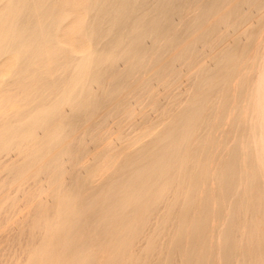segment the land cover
<instances>
[{
    "label": "bare ground",
    "instance_id": "obj_1",
    "mask_svg": "<svg viewBox=\"0 0 264 264\" xmlns=\"http://www.w3.org/2000/svg\"><path fill=\"white\" fill-rule=\"evenodd\" d=\"M10 3L12 8L4 14L9 19L0 25V59L14 53L17 67L0 88V229L4 233L0 264H264V219L259 239L255 228L258 214L264 212L259 200L264 180L261 191L257 177L262 169L256 165L264 162V149L256 153L254 146V157L251 150L246 148L249 155H241L234 146L230 160L220 163L218 159V170L214 166L217 191L209 185L214 190L205 188L202 201L197 200L210 172L205 157L213 146L208 137L216 123L213 114H224L230 102L234 105V96L238 109L251 73L241 69L242 50L235 54L224 45L223 36L217 43H209L208 38L223 29H233L231 35L237 36L253 17L261 25L264 0H90L85 34L94 48L80 57L65 56L69 50L57 41L60 26L68 19L66 0ZM146 40L151 41L147 48ZM199 44L213 48L216 70L201 64ZM121 60L127 62L123 71L119 70ZM177 63L188 72L184 91L179 90ZM154 85L167 89L162 104ZM262 86L264 70L257 76V93ZM131 95L143 116L148 107L155 108L162 119L157 131L140 147L130 144L116 162H107L105 175L92 177L99 186L85 190L87 180L77 177L72 179L73 186L63 185L60 178L66 162L73 171L83 169L87 142L95 154L104 152L111 132L104 127L110 117L121 116L117 124L122 126L135 114L134 105L124 103ZM263 96L254 97L262 115ZM11 103L17 109L6 113ZM242 112L235 118L238 125ZM196 137L199 144L192 149ZM241 156L249 162V168L242 162L247 168L246 188L242 185L243 191H235ZM234 191V215L224 231L217 229L220 234L223 231L222 247L217 249L209 226V205L218 204L216 209L212 205L218 217L222 211L218 198ZM169 209L171 215L161 214ZM240 224L243 233L238 232ZM135 247L144 250L132 254Z\"/></svg>",
    "mask_w": 264,
    "mask_h": 264
},
{
    "label": "rangeland",
    "instance_id": "obj_2",
    "mask_svg": "<svg viewBox=\"0 0 264 264\" xmlns=\"http://www.w3.org/2000/svg\"><path fill=\"white\" fill-rule=\"evenodd\" d=\"M66 2H67V6H66V9H65V12L68 15V19L65 20L62 23V25L60 26L59 33H58V36H57V41L59 42V44H60V46L62 48L69 50V53L66 54L65 56H78V57H80V56H83V55H87V54L91 53L92 52L91 50H93V48H94L92 41L85 34V26L88 23L89 18H90V13L88 12V6H89L90 0H66ZM11 8H12V6H11V3H10V0H1L0 1V18L3 16L2 17V20L0 19V21H1V23H0L1 27H2L3 22L6 21V23H7V20L9 18L8 17L5 18L4 17V14H6V12L9 11V9H11ZM193 13L195 15H197L199 13V10L196 9V10H194ZM175 23H177V22H175ZM263 26H264V22L261 25H258L257 18L253 17L250 22H248L245 26H243L240 29L241 32L239 31V34L237 36L231 35V33L233 32V29H228V30L227 29H223L219 33H213V34H211L209 36V38H208L209 39L208 40L209 43H217V41L219 40V37H222L223 36V38H224L223 41L225 40L224 41V45L227 48H229V49H232L233 48L232 50L235 51V54H238V55H240V54L243 53V58H244L243 61L244 62L242 64V68L241 69H242V71L245 70V71H243V73L245 72L246 75L248 74V72L249 73L251 72L250 74L254 78L250 74L248 75L249 77L247 76L248 77V84H250V86L247 85L248 86L246 88L247 90L245 89L246 94L244 95V97H242V98L239 99V101H241V99H242V101L238 103V106H239L238 109L235 108V105H236L235 102L238 101V98H236L234 96L235 99H232L231 100L232 102H234V105H233V103L230 102V104L228 105V107H227V109H226V111H225L224 114H221L220 116H218L219 113H216V112H215V114H213V119L212 120H213V122H216V123H213L214 124L213 127L208 132V137L211 138L212 143H213V146H212L210 152L207 154V157H205V162H206L207 167H208L207 173L209 171L210 172L208 173V181H207L206 186L202 187V189L200 188L199 191H198V193H197L198 194L197 195V200H201L202 201V199H203V193H202V191H205L204 190L205 188H207L208 190H214L215 189V192L217 191L216 190L217 189V185H216L217 184V181L214 180L215 179L214 176L216 175L217 170H218L217 169V167H218L217 165L219 164L218 161L220 160L219 161L220 163L222 162V160H223L222 163L229 161L230 160V157H231L230 150L234 146H237V149H238L239 153H241V155L245 154L246 156H248L249 155V152H251V154L254 157L257 156L256 153L259 150L260 151L258 153L262 152V149H264V140H263L264 138L261 139L262 137H259L262 134H263L262 136L264 137V133H262V132H264V130H263L264 128H262L263 125H264V112H263V115L261 113H259V105L256 102V98H254L255 96L257 97L258 94L260 96L261 95L262 96L264 95V87L263 86H262L263 89H261L258 93H257L256 87H255L256 86L257 76L261 72H263V70H264V68H263L264 67V57H263L264 55L262 56V54H264V53H262L264 51V49H263V47H264V42H263V40H264V27ZM260 35H261V37H260ZM67 36H69V37H67ZM253 36H254V38H252ZM257 38H258V40H257ZM73 39H75V40H73ZM253 39L255 41L257 40L258 42L257 41L256 42H253ZM76 40H78V41H76ZM250 41H252V43H251L252 45L251 46L249 44ZM262 43H263V47H262ZM150 44H151V41L150 40H148V41L146 40L145 43H144V45H146V48L149 47ZM253 44L255 46H253ZM248 45H249V48L247 47ZM197 50H198L199 53H203L202 57L200 58L201 64H203L204 66H206L211 71L216 70L217 65L215 64V62L213 60V57H212L213 48L212 47H208L207 48L206 45L199 44ZM240 51H241V53H240ZM247 53H248V55H247ZM249 53H250L251 56L249 55ZM260 53H262V54H260ZM245 57H247V59ZM249 58H250V60H249ZM61 60L63 61V59H61ZM248 61L250 62V64L248 63ZM252 61L253 62L255 61L254 62L255 64ZM119 63H120L119 70L120 71L125 70L126 65H127V62L125 60H121ZM245 63H247L248 66H245ZM251 63H253V65L254 66L256 65V66L255 67L252 66ZM149 66H150V64L147 65L146 69H148ZM251 66L253 67L254 70L252 69ZM16 67H17V55L16 54L9 53V54L5 55L3 58L0 59V88L1 89L3 87V82L10 77V72L12 70L16 69ZM243 68H245V69H243ZM249 69H251V71ZM259 69H260V71H259ZM175 70L180 73L179 90L180 91H184L187 88V85L189 83V81H188V72H187V70H183V68L178 63L175 65ZM252 70L254 72H252ZM255 71H257V72H255ZM135 77H138V74H136ZM237 79L238 78L235 79L236 81H234L233 87H235L237 85V83H236L237 82ZM251 79L253 80V82H252ZM249 80H251L252 83H250ZM252 84H253V86H251ZM253 87L255 88V91L254 92H256V93H254L253 91L250 92L251 89H253ZM98 88H99V86H96L95 87V89H98ZM164 89H165L164 87L157 86V85H154V87H153V91L154 92H157L158 97L161 100V104L164 103V101H165V96H166L165 93H166V90L167 89H165V90ZM233 92H232V95H233ZM247 92L249 94H247ZM252 94H254L255 96L253 97ZM133 95L129 96V98L124 101V103L125 104H129V105H132V106L134 105V107H135V114L129 120L122 121V122H124L123 123L124 125L122 124V126H119L117 124V122L119 120H122V117L121 116H119V115L117 116V114H116L115 116L110 117L109 120H108V122L106 123V125L104 127L105 130L111 131L109 134H107V136H109L108 137V142L109 143H108V146L105 148L104 152L101 155L95 154L94 153V148H92V146L89 147V145H91V144H89L86 141L87 142V145H88V148H89V152L83 158V160L85 161V165H84L85 168L83 167V169L82 168L79 169L80 171L79 170L78 171H73L71 165L66 162L65 165H64V171L65 172H64V174L60 178V182L63 185H65V186L68 185V187L73 186V184H74L73 183V180H74L75 177H77L78 179L83 180V181H86L87 180L86 183L88 185L86 184L85 190H89L90 186H93V184H94V186L95 185L96 186H99L100 185L99 180H96L95 181L94 179L97 178V177H102L103 175H105V165H106L107 162H109L112 159H114L115 162H116L117 159L122 158L128 152V148L127 147L130 144L132 145V148H137V146L140 147L142 144L146 143L147 140L157 131V129L159 128V125L162 122V119L158 117V113L155 111V108L148 107L146 109V111H148V112L146 113L145 116H143L141 114L142 107H138V103H137L136 99H134V96ZM249 96L250 97L252 96L251 98L254 99L255 102L254 101L252 102V99ZM249 98H250V100H249ZM263 98H264V96H263ZM245 100H246V102L244 104L243 101H245ZM134 101H135V104H133ZM247 102H249V103L247 104ZM256 103H257V105H256ZM231 104H232L233 107L231 106ZM251 105L253 106V108H251ZM254 105H256V108H255ZM217 107H218V110H219L220 109V105H218ZM229 107H230V109H229ZM242 108H244V110H246V109L248 110V109L251 108V111H249V110L247 111L246 110L244 112V110ZM16 109H17V106L15 104L11 103L8 106V108L5 109V112L6 113H11V112H14ZM229 110H230V113H229ZM233 112H235V113L233 114ZM241 112H242V114H241V118H242L241 122L242 123L240 122L239 125H238L236 123V121H235V118ZM231 113L234 115V117L231 115ZM66 114H70V111L67 110L66 111ZM228 115L230 116V119H229V116ZM231 118L234 121H232ZM115 119H116V121H115ZM146 120L148 121V123H147ZM244 121H245V124H244ZM248 121H251V123L249 122L250 123L249 124ZM252 121H253V123H252ZM226 122H228L229 124L228 123L226 124ZM231 122H233V123H231ZM132 123H133V125H131ZM257 124L260 125V126H257ZM230 125L232 126L231 127L232 129L230 128ZM243 125H244V127H243ZM226 126H228V127L226 128ZM253 126L258 130V132L256 131L257 133L255 132V134H253L254 133V130H255V128ZM122 127L125 129V131H127V130L128 131L127 132H121V131H119L120 128H122ZM214 127H215V130H213ZM259 127H260L261 130H259ZM248 128H250V129L251 128H254V129L253 130H250ZM227 130L228 131L230 130V132H226ZM237 132H238V134H237ZM227 133H229V136H228ZM233 133H234V135H233ZM69 135L73 136L74 134L71 133ZM235 135H237V136L235 137ZM82 136H83V138L85 137L86 139L88 137L87 134H84V135L82 134ZM233 136L235 137L234 138V141H233ZM241 136H242V138H240ZM244 136H245V138H243ZM255 136H256V138L257 137L258 138L256 139ZM140 137H141V139H140ZM259 139H261V140H259ZM227 140L230 143H227ZM198 141H199V138L196 137L195 140L192 142V149H194V147L199 144ZM262 141H263V144L261 143ZM223 143H224V146H223ZM240 143L243 145V147H242L243 150H241L242 148H241V144ZM218 145H219L220 148L218 147ZM259 145L262 146V147H260ZM225 146H227V147L225 148ZM248 146L251 149H248L249 148ZM254 146H255V148L257 147L255 149V152L256 153L254 152ZM246 148H247V151L248 150H251V151H249L248 153L247 152H244V151H246ZM220 149H222V150H220ZM225 149H229V150H226L228 152H226ZM226 153H228V154H226ZM224 156L225 157L227 156L226 159H224L225 158ZM242 159H243V157L241 156L239 158V160H240L239 161L240 168H239V164H238V167H237V170H236V173H237L236 176H237L238 180L240 179L239 180L240 183L238 182V185H237L235 191H237L238 188H239V191H243V189L246 188V185H245L246 184V179L245 178H247V176H246V174L244 172L246 171L247 168H249V162L248 161L247 162H244V160H242ZM242 162H244V164L247 163V164H245V166L246 167L248 166V167L246 168ZM216 163H217V165H216ZM259 163H262V164L260 165ZM256 165H259L260 166V170L262 169V171H260L259 168H258V166H257L258 170L261 172V174H259L258 177H257V182L259 184L260 190L263 191V189H262V185L263 184L262 183L264 181L262 182L261 180H264V176L262 177V175H264V162H260L259 161L258 164L256 162ZM214 166L216 167L217 170L214 168ZM244 167H245V171H244ZM214 169H215V171H212L211 172V170H214ZM240 172L242 173V176H241V174H239ZM93 176H95L94 179H92ZM180 176H181V173L178 172L177 175H176V178L177 179H180ZM241 180H242V184H241ZM68 181H69V183L65 184ZM209 185H212V186L214 185L213 187H215V188L214 189H212V188L210 189L211 186H209ZM242 185H244L245 187L243 188ZM235 191L234 192H231L229 194L228 193H225L224 195H221V198L220 197L218 198V201L222 203V211H224L223 213L221 211L220 214H218V217H216V214L214 212L215 209H216L215 206L218 207V204H216V202L215 203L212 202V204L209 205V210L211 211V215H209L210 212L208 214L209 220H210L209 221V226L213 230V236H214L213 240L215 241L214 243H215V246H216L217 249H219V248L222 247L221 246V242L223 240V235H222L223 234V231H224L223 229H225L227 227V225H228V223L230 221V218L234 215L231 212L232 211L231 208H233V205H234L235 199H236V195H235L236 193H235ZM234 195H235V197H233ZM232 197H233V199H232ZM230 200H231V202H230ZM259 200L261 201L262 204H264V195H261L259 197ZM47 202H48L49 205H50V203H52L49 199L47 200ZM229 202H230V204H229ZM224 203H225V205H224ZM212 205L214 206L215 209H213V206ZM226 210L229 211V212H227ZM165 212H167L168 216L171 215L170 209L167 210V211L166 210L162 211L161 214H165ZM228 213H229V215H228ZM221 214H224V217L221 216ZM230 215H231V217H230ZM18 216L20 218L22 216V214L20 213ZM225 217H226V219H225ZM263 219H264V212H261L260 214H258L257 220L255 221V228H256V232H257L256 234H257V238L258 239L261 238L260 236H261V230L263 229V227H262V220ZM214 221H216V222H214ZM213 225H214V227H213ZM215 225L217 227L216 229H215ZM218 228H220L219 229L220 231L223 230L221 232V234H220V231L217 230ZM243 229H244L243 228V224H240V226L238 227V232L239 233L240 232L243 233L244 232ZM17 231L18 230H15L13 232V234L16 232L14 235H17L18 236V234H17L18 232ZM215 232H216V234L219 232L218 235L214 234ZM219 234H220V236H219ZM3 236H4L3 230L0 229V242H1V244H0L1 245L0 246V250H3L2 248L4 246V243L2 244V242H3V238L2 237ZM218 244H219V246H218ZM236 246H237V248H240L238 243L236 244ZM240 246H242V245H240ZM143 250L144 249H140L138 247H135V248L132 249V254L137 253L138 251L139 252L140 251H143ZM9 258H10V256H8L7 260ZM218 263L219 264L220 263L222 264V261H218L217 264Z\"/></svg>",
    "mask_w": 264,
    "mask_h": 264
}]
</instances>
